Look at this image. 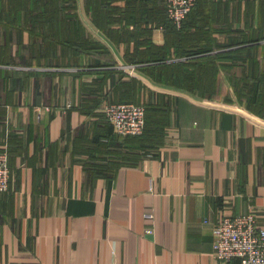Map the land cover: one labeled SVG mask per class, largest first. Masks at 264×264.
Here are the masks:
<instances>
[{
	"label": "crops",
	"instance_id": "crops-1",
	"mask_svg": "<svg viewBox=\"0 0 264 264\" xmlns=\"http://www.w3.org/2000/svg\"><path fill=\"white\" fill-rule=\"evenodd\" d=\"M212 2L220 7L214 19L227 3L224 21L246 33V22L263 19L262 0ZM91 3L0 0V148L8 144L12 168L10 189L0 191V264H221L213 223L225 211L255 210L264 226V88L254 109L228 79L229 100L154 79L150 63L127 59L136 39L119 35L136 25L133 13L122 14L132 10L125 0L109 13L116 37L94 21ZM45 8L59 26L46 31L75 35L81 28L65 24L80 22L82 41L100 42L106 56L82 55L74 65L61 50L53 65L36 57L45 30L31 22ZM212 36L223 42L228 34ZM145 38L167 42L165 28ZM169 51L170 61L190 60ZM114 74L135 83V98L148 106L141 140L118 136L102 110ZM114 85L122 102L125 88Z\"/></svg>",
	"mask_w": 264,
	"mask_h": 264
},
{
	"label": "trees",
	"instance_id": "trees-1",
	"mask_svg": "<svg viewBox=\"0 0 264 264\" xmlns=\"http://www.w3.org/2000/svg\"><path fill=\"white\" fill-rule=\"evenodd\" d=\"M236 1L239 2L240 0ZM125 2L126 7L132 10L127 11V8H125L122 14L128 16L133 13L136 28L134 31L124 28L125 31L122 35H119L118 28L109 26L117 20L109 13L112 11L116 13L117 10L121 12L120 6L115 4V0H92L90 9L94 12V21L104 31L110 33L112 37L119 35L124 43H128L131 38L136 39L133 53L126 52L129 61L150 63L145 66V69L152 72L151 76L154 79L163 78L167 82L187 88L192 93H199L204 96L219 97L225 95L227 100L230 99L225 85L228 79L236 95L241 100H247L254 109L259 104L262 105L264 88V0L261 3L260 18L263 17V19L260 25L254 26V20L253 22H246V25H251V33H246L245 30L234 27L233 23L224 21V16L227 17L229 14L227 3L225 4L227 12H217L215 14L216 19H214V9L217 8L219 11V5L214 4L212 0H197L183 25L177 27L169 18L163 0H125ZM49 8L40 9L39 18L41 19L31 22L32 28L42 26L45 30L44 35H39L43 43H34V48L38 50L36 57L44 58L45 62H48L47 64L53 65L56 62L57 50H61L59 57L62 60H67V65H74L78 64L82 55L106 56L108 51L103 48L104 46L100 42H95L91 38L82 41L85 29L80 22H67L65 24L66 30H70L71 25L76 24L81 28L80 33L75 35L58 36L46 31L53 28V26L59 27L56 20L46 16ZM239 8L238 6L236 10ZM252 8L250 7L249 10L251 11ZM144 24L150 29L153 26H164L167 42L163 45H157L150 38L140 40L139 36L148 33L150 30L144 28ZM150 24H153V26ZM217 31L228 34L225 41H218L212 36ZM143 44L146 45L144 49L140 48L144 46ZM56 45L60 46L59 49L55 47L51 49ZM170 47L175 48L177 56L188 55L190 60L187 63L168 60L172 57L170 51L168 52ZM215 48H220V52L205 56L202 60L203 56L196 55ZM11 60L15 61L17 59L13 57ZM107 63L112 65L114 62ZM114 72L123 74L121 70ZM114 78L115 81L113 80L110 87L105 90L104 99L114 102L113 93L116 88L114 84H116V86L120 85L125 88V93H123L120 101L141 102L135 98V83L121 81L120 77L118 78L115 74ZM146 130L147 114L146 127L142 134L130 136L118 134V136L124 138L125 141L141 140L145 136ZM129 151H126V153Z\"/></svg>",
	"mask_w": 264,
	"mask_h": 264
},
{
	"label": "built area",
	"instance_id": "built-area-1",
	"mask_svg": "<svg viewBox=\"0 0 264 264\" xmlns=\"http://www.w3.org/2000/svg\"><path fill=\"white\" fill-rule=\"evenodd\" d=\"M169 18L181 27L197 0H163ZM153 26V24H150ZM164 29V26H153ZM115 133L121 136L140 135L145 131L147 106L143 102L106 101L102 107ZM12 168L8 144L0 148V191L10 189ZM213 247L221 264H264V226L255 210L232 214L224 212L213 223Z\"/></svg>",
	"mask_w": 264,
	"mask_h": 264
},
{
	"label": "rangeland",
	"instance_id": "rangeland-1",
	"mask_svg": "<svg viewBox=\"0 0 264 264\" xmlns=\"http://www.w3.org/2000/svg\"><path fill=\"white\" fill-rule=\"evenodd\" d=\"M124 139V138H123Z\"/></svg>",
	"mask_w": 264,
	"mask_h": 264
}]
</instances>
